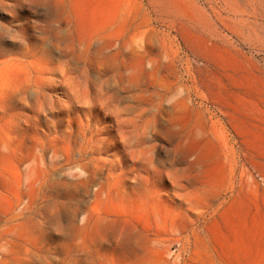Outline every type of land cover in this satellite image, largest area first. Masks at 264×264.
<instances>
[{"label": "rangeland", "instance_id": "374dc122", "mask_svg": "<svg viewBox=\"0 0 264 264\" xmlns=\"http://www.w3.org/2000/svg\"><path fill=\"white\" fill-rule=\"evenodd\" d=\"M0 22V264H264V0Z\"/></svg>", "mask_w": 264, "mask_h": 264}, {"label": "clouds", "instance_id": "9594fccd", "mask_svg": "<svg viewBox=\"0 0 264 264\" xmlns=\"http://www.w3.org/2000/svg\"><path fill=\"white\" fill-rule=\"evenodd\" d=\"M18 32L19 31H17L14 26L0 22V39L8 38L11 39L13 42L22 43V41L17 39L16 35H14V33ZM9 34H12L11 38H9ZM18 100L24 105H27V101L25 99H21L20 97H18ZM17 119L18 114L8 115L6 119L0 121V126L5 127L8 130V133H10V131L17 126Z\"/></svg>", "mask_w": 264, "mask_h": 264}]
</instances>
